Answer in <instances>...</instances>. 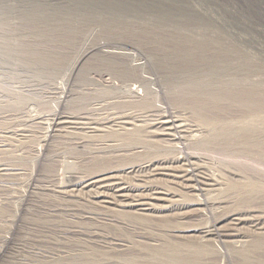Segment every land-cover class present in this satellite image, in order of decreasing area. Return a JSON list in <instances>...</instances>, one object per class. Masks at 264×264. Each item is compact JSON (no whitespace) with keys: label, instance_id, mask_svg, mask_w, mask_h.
<instances>
[{"label":"rangeland","instance_id":"1","mask_svg":"<svg viewBox=\"0 0 264 264\" xmlns=\"http://www.w3.org/2000/svg\"><path fill=\"white\" fill-rule=\"evenodd\" d=\"M14 3L0 0V264L264 263V237L251 228L252 220L264 223V149L188 147L166 153L169 160L191 154L202 176L216 184L198 196L204 206L195 207L198 193L153 178L140 183L137 168L149 158L139 155L133 141L88 131L98 120L148 115L123 107L128 99L116 71L124 65L108 51L131 54L133 66L140 58L142 75L153 80L163 73L156 68L161 64L169 72L190 68L184 54L209 58L228 52L231 68L247 67L237 82H254L264 95V0ZM212 77L204 79L219 81ZM156 83L152 90L162 95L165 85ZM157 106L194 126V135L207 133L189 105L163 98ZM211 113L226 121L264 122V110L221 106ZM149 136L142 129L138 142ZM102 172L179 197L172 208L144 217L132 208L121 213L93 205L86 194L60 193ZM234 217L243 221L232 243L200 239L201 229L225 227Z\"/></svg>","mask_w":264,"mask_h":264},{"label":"bare ground","instance_id":"2","mask_svg":"<svg viewBox=\"0 0 264 264\" xmlns=\"http://www.w3.org/2000/svg\"><path fill=\"white\" fill-rule=\"evenodd\" d=\"M14 2L16 3V0ZM185 43L188 45L193 44L194 48L208 46L204 42H200V45L192 41H186ZM106 53L117 54L124 65V68H116V73L120 75L123 96L128 99L123 107L147 111L148 115L145 119H131L132 121L127 120L130 118L125 115L110 120H98V122H95V128H89L88 131L91 130L90 133H94L95 137L104 138L109 136L119 139L123 136L124 139L133 141V145L137 146L136 149H138L139 155L143 154L147 159L149 158L146 165L137 168L136 173L141 174L140 183L146 184L145 180L153 178L155 182L176 185L186 193H198L194 205L195 207H202L204 202L199 197L204 192L212 191L216 184L213 180L202 176L203 174L196 163L193 162L195 158L191 154H184L181 157L178 156L169 160L166 158V153L170 154L172 151L181 153L182 149L186 150L188 147H191V149L215 147L226 151H233L238 146H247L250 150L253 148L264 149V140L257 139L258 136L264 137V122L260 124L258 121H248L242 117L226 121L211 116V111L217 110L221 106L249 113L263 112L264 110V95L258 93L256 83L247 81L244 86L237 82L239 81L237 78L240 75L242 76V70L246 65L240 64L236 65L234 69L231 68L232 65L230 66L228 63L231 59L228 52L209 58L201 56V53L198 55H195V53L194 55L184 54L182 58L186 63L192 65L190 68L184 69L183 67L177 71L169 72L170 67L161 64L156 68L158 72L161 70L163 73L159 72L160 75L156 76L154 80L147 79L142 75L140 70L144 68L145 62L140 63V58H137L139 63L133 66L131 60L134 61L135 59L133 60L131 54L113 53L111 51ZM247 72L251 75L254 70H247L246 74ZM208 76L219 78V81L210 80L208 82L207 79H204ZM155 82H161L165 85L162 95L157 94L158 91L153 92L152 86ZM163 98H166L172 104L192 107L197 117L208 128L207 133L205 135H194L196 131L198 132L194 126L186 124L171 111L157 106L158 100H163ZM77 102H72V105L78 106ZM55 127H58V124ZM142 129H147L150 140L140 144L138 139ZM178 144L182 148L177 147ZM132 171L131 173L135 172ZM117 175L110 172L95 173L87 179H80L79 183L72 186L75 189L63 190L60 193L74 195L75 192H79V194H86L93 205L103 208L115 207L121 213L132 208L134 213L144 217H148L157 211L172 208L176 201L173 199L178 196L175 194L170 196L167 190L155 185L148 187L126 185ZM249 186L253 187L252 185ZM242 221L240 218L234 217L230 219L225 227L214 230L204 228L198 234L202 241L215 238L225 244L232 243V239L237 237L236 232ZM251 228L257 236L264 237V223L252 220ZM191 264H196V262L192 261ZM240 264L252 263L243 260Z\"/></svg>","mask_w":264,"mask_h":264}]
</instances>
